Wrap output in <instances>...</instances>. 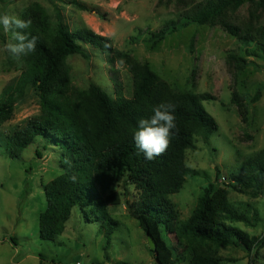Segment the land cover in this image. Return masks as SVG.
<instances>
[{
  "label": "rangeland",
  "instance_id": "1",
  "mask_svg": "<svg viewBox=\"0 0 264 264\" xmlns=\"http://www.w3.org/2000/svg\"><path fill=\"white\" fill-rule=\"evenodd\" d=\"M206 1L0 0V12L30 19L26 31L46 42L56 35L58 24L70 33L87 28L110 39L109 52L80 43L87 56L71 55L62 61L60 77L69 88L84 92L94 84L113 101L119 96L131 99L137 74L149 71L173 94L204 96L207 100L201 105L217 130L206 141L197 129L185 151L191 173L179 193L169 197L177 214L174 226L179 229V223L189 220L204 188L213 184L216 192H226L235 211L247 217L246 223L226 224L262 240L264 185L260 194L255 185L247 187L240 180L254 174L255 162H264V49L248 37L264 27V0H246L236 11H228L226 20L239 28L240 38L219 23L200 26L183 19ZM172 26L175 31L158 40L159 32ZM11 39L12 33L0 26V94L25 70V56L3 50ZM40 102L39 91L28 86L11 117L0 124V264H156L133 213L139 193L126 177L103 194L119 197L118 205L106 208L116 222L107 254L102 222L90 209L74 208L63 234L54 241L39 239V215L47 205L44 186L63 173L61 150L51 138L39 136L12 159L8 135L40 118ZM160 228L172 252L171 264H189L196 253L220 264H264V247L248 253L240 246L190 240L166 231L164 225Z\"/></svg>",
  "mask_w": 264,
  "mask_h": 264
},
{
  "label": "trees",
  "instance_id": "2",
  "mask_svg": "<svg viewBox=\"0 0 264 264\" xmlns=\"http://www.w3.org/2000/svg\"><path fill=\"white\" fill-rule=\"evenodd\" d=\"M245 1L207 0L195 6L183 19L200 26L219 23L232 37L240 38L239 28L228 23L226 15L228 11L239 9ZM74 5L87 10L83 4L74 2ZM57 28L56 35L48 42L29 33L38 37L36 49L25 56V70L16 83L7 86L0 94L1 124L11 117L14 104L28 86L40 93V118L28 121L23 129L8 135L10 158L20 157L21 151L39 136L51 138L61 150L59 163L63 173L44 186L47 205L39 215V239L54 241L63 234L74 208L84 212L90 209L92 216L102 222L103 251L107 254L116 222L106 208L118 205L119 197L109 194L103 198V194L126 177L139 193V204L133 213L145 236H151L156 245L154 250L150 249L156 264H171L172 252L162 238L161 225L166 231L180 233L190 240L240 246L248 253L264 247V238L250 237L226 224V221L246 223L247 217L235 211L226 192H216L213 184L204 188L203 197L189 220L179 223V229L174 226L177 214L169 197L179 193L186 175L191 173L185 166V151L192 145L197 129L202 131L206 141L217 130L216 123L201 105V101L207 99L173 94L163 88L158 77L149 71L137 74L131 99L119 96L113 101L94 84L84 92L69 88L60 77L62 61L71 55L86 57L81 44L99 52H109L111 41L87 28L74 33L61 24ZM173 31L175 26L161 30L158 40ZM252 35L248 36L249 40H256L264 49V27ZM163 101H171L176 106V128L167 150L153 160H147L136 147L133 133L138 121L151 116L152 108ZM36 155H40L39 151ZM255 165L254 174L240 182L247 187L255 185L257 193L262 194L264 162H255ZM115 264L128 263L119 261ZM189 264L220 263L210 256L196 253Z\"/></svg>",
  "mask_w": 264,
  "mask_h": 264
},
{
  "label": "clouds",
  "instance_id": "3",
  "mask_svg": "<svg viewBox=\"0 0 264 264\" xmlns=\"http://www.w3.org/2000/svg\"><path fill=\"white\" fill-rule=\"evenodd\" d=\"M31 23L30 19L25 20L8 12H0V26H3L5 32L12 33V39L3 45L5 52L20 57L35 51L38 37L26 31ZM175 107L171 101H163L152 108L151 116L138 121L133 139L136 147L144 153L145 159L153 160L169 147L173 130L176 128Z\"/></svg>",
  "mask_w": 264,
  "mask_h": 264
},
{
  "label": "water",
  "instance_id": "4",
  "mask_svg": "<svg viewBox=\"0 0 264 264\" xmlns=\"http://www.w3.org/2000/svg\"><path fill=\"white\" fill-rule=\"evenodd\" d=\"M146 238H147V242H148V246H149V248H150L151 250H154V249L156 248V245H155L153 239H152L151 236H149V235H147Z\"/></svg>",
  "mask_w": 264,
  "mask_h": 264
}]
</instances>
